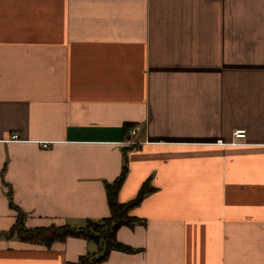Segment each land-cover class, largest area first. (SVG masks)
I'll use <instances>...</instances> for the list:
<instances>
[{"label": "crops", "instance_id": "1", "mask_svg": "<svg viewBox=\"0 0 264 264\" xmlns=\"http://www.w3.org/2000/svg\"><path fill=\"white\" fill-rule=\"evenodd\" d=\"M123 167L101 264H264V0H0V264L97 253L11 230L108 217Z\"/></svg>", "mask_w": 264, "mask_h": 264}, {"label": "trees", "instance_id": "2", "mask_svg": "<svg viewBox=\"0 0 264 264\" xmlns=\"http://www.w3.org/2000/svg\"><path fill=\"white\" fill-rule=\"evenodd\" d=\"M125 173L126 167H123L120 176L111 184H106V195L110 209L108 217L97 221L88 220L81 227H71L67 224H51L37 228H26L23 225L24 214L18 209L17 221L11 233L16 234L21 240L41 242L45 245H50L57 240H63L67 236L93 240L98 246V252L82 256L78 263L75 264H101L112 249L126 252L133 251L132 248L116 239V231L122 225L132 226L134 223L139 222V219L130 215V210L139 203L142 196L146 193V186L143 184L135 199L129 202H119L118 192L125 178ZM9 198L11 200L10 193Z\"/></svg>", "mask_w": 264, "mask_h": 264}, {"label": "built area", "instance_id": "3", "mask_svg": "<svg viewBox=\"0 0 264 264\" xmlns=\"http://www.w3.org/2000/svg\"><path fill=\"white\" fill-rule=\"evenodd\" d=\"M138 129H139L138 126H132V127L128 130V139H129V141H131L132 137L137 133V130H138ZM236 136H237V137H244V131H243V130H239V131H237V132H236ZM11 138H12V139H17V135L14 134V135L11 136ZM131 142H133V141H131ZM42 145H43V147H46V146H47L46 143H43Z\"/></svg>", "mask_w": 264, "mask_h": 264}]
</instances>
